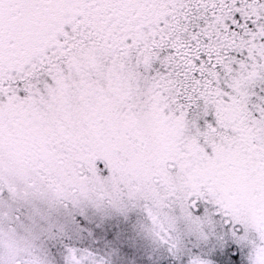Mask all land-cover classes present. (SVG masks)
I'll return each mask as SVG.
<instances>
[{
	"label": "snow or ice",
	"instance_id": "1",
	"mask_svg": "<svg viewBox=\"0 0 264 264\" xmlns=\"http://www.w3.org/2000/svg\"><path fill=\"white\" fill-rule=\"evenodd\" d=\"M0 264H264V0H0Z\"/></svg>",
	"mask_w": 264,
	"mask_h": 264
}]
</instances>
